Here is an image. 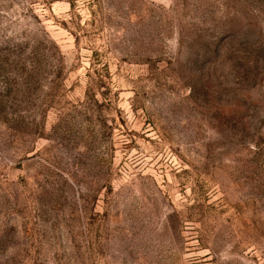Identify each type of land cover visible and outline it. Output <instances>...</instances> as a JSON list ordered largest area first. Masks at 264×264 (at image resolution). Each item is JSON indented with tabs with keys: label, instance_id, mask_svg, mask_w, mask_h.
Returning a JSON list of instances; mask_svg holds the SVG:
<instances>
[{
	"label": "rangeland",
	"instance_id": "rangeland-1",
	"mask_svg": "<svg viewBox=\"0 0 264 264\" xmlns=\"http://www.w3.org/2000/svg\"><path fill=\"white\" fill-rule=\"evenodd\" d=\"M0 264H264V0H0Z\"/></svg>",
	"mask_w": 264,
	"mask_h": 264
}]
</instances>
